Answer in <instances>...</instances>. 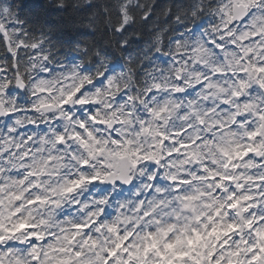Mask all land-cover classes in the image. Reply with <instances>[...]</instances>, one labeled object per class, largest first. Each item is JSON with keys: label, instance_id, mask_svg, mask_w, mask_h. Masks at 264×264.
I'll use <instances>...</instances> for the list:
<instances>
[{"label": "snow or ice", "instance_id": "1", "mask_svg": "<svg viewBox=\"0 0 264 264\" xmlns=\"http://www.w3.org/2000/svg\"><path fill=\"white\" fill-rule=\"evenodd\" d=\"M0 264H264V0H0Z\"/></svg>", "mask_w": 264, "mask_h": 264}, {"label": "trees", "instance_id": "2", "mask_svg": "<svg viewBox=\"0 0 264 264\" xmlns=\"http://www.w3.org/2000/svg\"><path fill=\"white\" fill-rule=\"evenodd\" d=\"M161 2H163V0H161Z\"/></svg>", "mask_w": 264, "mask_h": 264}]
</instances>
